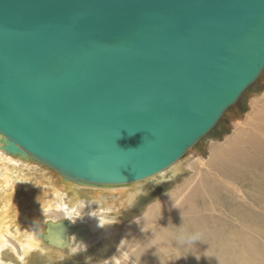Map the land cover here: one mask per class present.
Returning <instances> with one entry per match:
<instances>
[{
	"label": "water",
	"instance_id": "1",
	"mask_svg": "<svg viewBox=\"0 0 264 264\" xmlns=\"http://www.w3.org/2000/svg\"><path fill=\"white\" fill-rule=\"evenodd\" d=\"M263 73L264 0H0V145L80 186L171 167Z\"/></svg>",
	"mask_w": 264,
	"mask_h": 264
},
{
	"label": "bare ground",
	"instance_id": "2",
	"mask_svg": "<svg viewBox=\"0 0 264 264\" xmlns=\"http://www.w3.org/2000/svg\"><path fill=\"white\" fill-rule=\"evenodd\" d=\"M260 131L264 133V92L251 97L249 111L233 120L231 132L224 139L212 141L208 155H189L190 151H195L194 145L171 167L153 175L152 177L164 176L170 171L177 174L184 167L192 170L184 182L173 189L175 191L171 196L148 209L141 221L130 223V226H140V232H144L147 224L158 221L145 232L147 241L139 246L132 239V228L129 224L126 227L120 224L121 220L117 215L122 208H129L135 203L141 192L137 184H149L151 177L128 183L129 188L116 185L80 186L70 182L53 168L32 158L8 153L0 145V264H30V259L36 253H50L51 257L64 263V259L71 253L73 254L70 256H81L85 251L91 250L93 245L106 242L112 237L116 238L118 249L102 264H159L150 252L168 248L169 240L165 236L171 229L169 221L183 199L182 206H186V209H182L178 217L183 236H188V232L192 231L197 237H201L211 229L206 224L207 219L214 218L215 213L219 212L232 214L235 218L242 217L245 222H253L257 237L262 236L258 225L264 214V191L259 194L262 204L260 209L250 203L246 205L249 190L244 186L263 180L264 175L257 176L249 170H243L248 178L243 183L236 178V174L241 173V166L254 162L264 163V136ZM256 155L261 160H256ZM263 168V164L255 166L258 172ZM202 191L207 195H203ZM221 191L223 196L242 208L228 212L222 208L218 210L213 199L216 198L223 205L225 199H221ZM175 195H178V199H174ZM198 200L201 203L193 213L191 203ZM168 202L172 206L167 211ZM110 214H114V217H109ZM61 219H68L75 226L87 225L90 229L89 238H78L72 232L69 244L65 247L59 248L49 243L42 235L46 233L47 223ZM173 229L178 228L174 226ZM246 239L252 241L254 238L246 236ZM257 250L264 255L263 246L254 247L249 242L244 256V259L249 260L248 264H257L254 257ZM7 255H10V260L3 261ZM179 256H171L172 261L180 263Z\"/></svg>",
	"mask_w": 264,
	"mask_h": 264
},
{
	"label": "rangeland",
	"instance_id": "3",
	"mask_svg": "<svg viewBox=\"0 0 264 264\" xmlns=\"http://www.w3.org/2000/svg\"><path fill=\"white\" fill-rule=\"evenodd\" d=\"M261 92H264V73L257 82L246 90L239 102L225 113L217 126L195 144L193 147L195 151H190L189 155H208V148L212 141H220L224 139L226 135L231 132L233 120L241 118L242 115L249 111L251 97L253 95H258ZM247 141L249 142L248 139ZM227 156L231 157L229 154H227ZM255 159L261 160L260 156L257 155L255 156ZM262 164L264 165L263 162H254L252 164L241 166V173L236 174L237 180L243 183V180L248 178V174H243V170H249L257 176L264 175V168L261 169L260 172L255 170L256 165L261 166ZM191 173L192 170L190 168L188 169L187 167H184L183 170L177 174L170 171L164 176L151 177L152 181L149 180V184H137V187L141 189V192L138 194L135 203L130 205L129 208H122L120 214L117 215L120 217V224H123L125 227L129 224V227L132 228L131 236L136 242V245L139 246L147 241L145 232H148V229L153 228L158 221H156L154 214V220L156 222L147 224L144 232H140V226H130V223L141 221L148 209L159 205L163 200L171 196L175 191L173 189L182 184L185 178ZM145 182H147V180ZM129 185L130 184H124L123 186L116 185V187L125 186V188H129ZM244 188L249 190V193L246 195L248 197L246 205L250 203L262 209L259 194L264 191V179L246 184ZM202 193L203 195H207L203 191ZM220 193L222 195L221 199H225L223 205L216 198L213 199L215 207L218 210L222 208L224 211L228 212L232 210H240L242 208V206L234 204L230 198L225 197V195L223 196L222 191ZM174 199H178V195H175ZM183 201L178 204L177 208H175L173 217L169 221L171 229L167 231L165 236L169 240L168 248L160 250L154 249L150 252L151 256H153L159 264H248L249 260L244 259V256L249 242L254 247L261 245L264 248V214L261 218V224L258 225L262 232V236L260 237H257L253 222H245L242 217L235 218L234 215L225 212H219L218 214L215 213L214 218L207 219L206 224L211 229L210 231L205 232L201 237H197L192 231L188 232V236H183V228L178 220L181 210L186 209V206H182ZM199 203H201L199 200L191 203L193 213ZM171 206L172 203H166L167 211ZM203 209L205 211V208ZM109 217L113 218L114 214H110ZM114 224L118 226L116 223ZM174 226H177L178 229L174 230ZM246 236H252L254 239L249 241L246 239ZM118 238L120 240L121 237L118 235ZM117 249L118 243L116 242V238L112 237L106 242H99L93 245L91 250H87L84 253L82 252L83 255L81 256H70L73 253L69 251L68 253L71 254L64 259V263L58 261L56 257H51L50 253H36L35 257L30 259V262L32 264H102L107 260V257H112ZM175 254L180 255V263L172 261L171 256H175ZM119 256L120 254L118 257ZM8 257L10 258V255H7V257L4 256L3 261H9L10 259H8ZM196 257L200 259L197 260ZM254 257L257 264H264V255L259 250L254 252ZM143 264L148 263L143 262Z\"/></svg>",
	"mask_w": 264,
	"mask_h": 264
},
{
	"label": "clouds",
	"instance_id": "4",
	"mask_svg": "<svg viewBox=\"0 0 264 264\" xmlns=\"http://www.w3.org/2000/svg\"><path fill=\"white\" fill-rule=\"evenodd\" d=\"M183 258V257H182ZM197 260H199L200 258L196 257Z\"/></svg>",
	"mask_w": 264,
	"mask_h": 264
}]
</instances>
